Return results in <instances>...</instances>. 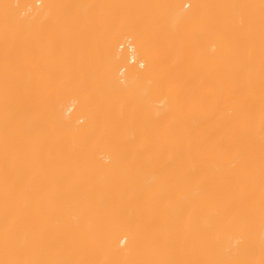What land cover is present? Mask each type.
I'll use <instances>...</instances> for the list:
<instances>
[{"label": "bare ground", "instance_id": "bare-ground-1", "mask_svg": "<svg viewBox=\"0 0 264 264\" xmlns=\"http://www.w3.org/2000/svg\"><path fill=\"white\" fill-rule=\"evenodd\" d=\"M0 264H264V0H0Z\"/></svg>", "mask_w": 264, "mask_h": 264}]
</instances>
